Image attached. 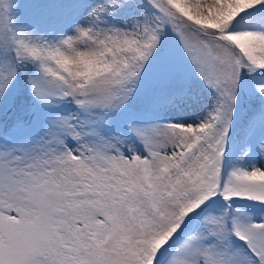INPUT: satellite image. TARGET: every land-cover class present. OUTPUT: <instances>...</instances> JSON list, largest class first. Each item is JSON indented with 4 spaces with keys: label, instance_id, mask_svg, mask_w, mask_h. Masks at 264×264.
<instances>
[{
    "label": "snow or ice",
    "instance_id": "1",
    "mask_svg": "<svg viewBox=\"0 0 264 264\" xmlns=\"http://www.w3.org/2000/svg\"><path fill=\"white\" fill-rule=\"evenodd\" d=\"M0 264H264V0H0Z\"/></svg>",
    "mask_w": 264,
    "mask_h": 264
}]
</instances>
